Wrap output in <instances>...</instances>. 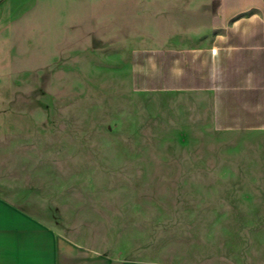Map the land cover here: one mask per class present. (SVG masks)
Segmentation results:
<instances>
[{
  "label": "rangeland",
  "instance_id": "374dc122",
  "mask_svg": "<svg viewBox=\"0 0 264 264\" xmlns=\"http://www.w3.org/2000/svg\"><path fill=\"white\" fill-rule=\"evenodd\" d=\"M198 10L191 0H0V135H12L0 142L59 200L63 232L74 223L83 238L86 224L109 248L131 233L161 264H227L228 234L246 221L226 219L228 206L195 181L197 165L227 158L130 86L131 52L194 31Z\"/></svg>",
  "mask_w": 264,
  "mask_h": 264
},
{
  "label": "crops",
  "instance_id": "0c3cea01",
  "mask_svg": "<svg viewBox=\"0 0 264 264\" xmlns=\"http://www.w3.org/2000/svg\"><path fill=\"white\" fill-rule=\"evenodd\" d=\"M191 1L204 20L170 45L134 49L130 86L165 122L184 125L187 140L211 136L227 160L197 165L195 181L228 206L226 219L246 221L228 234L224 262L247 264L244 253L256 251L264 264V0ZM12 152L0 142V264H161L141 255L131 233L109 248L86 224L83 238L74 223L63 232L59 200L22 176L27 164Z\"/></svg>",
  "mask_w": 264,
  "mask_h": 264
}]
</instances>
